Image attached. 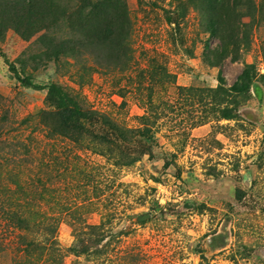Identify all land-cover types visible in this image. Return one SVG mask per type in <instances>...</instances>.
Wrapping results in <instances>:
<instances>
[{
    "label": "rangeland",
    "instance_id": "rangeland-1",
    "mask_svg": "<svg viewBox=\"0 0 264 264\" xmlns=\"http://www.w3.org/2000/svg\"><path fill=\"white\" fill-rule=\"evenodd\" d=\"M220 1L0 0V264H264V0Z\"/></svg>",
    "mask_w": 264,
    "mask_h": 264
},
{
    "label": "trees",
    "instance_id": "trees-1",
    "mask_svg": "<svg viewBox=\"0 0 264 264\" xmlns=\"http://www.w3.org/2000/svg\"><path fill=\"white\" fill-rule=\"evenodd\" d=\"M222 2L220 0H216V15L217 16V12L219 10V7H222ZM219 16L215 17L218 18ZM214 26L212 28V35L215 37H221V33L223 32L222 30V25L220 24V22H215L213 23ZM239 35H236V37L239 40ZM246 38V36H245ZM252 71H254V67L251 65L246 66V68L244 69L243 73L241 74V76L238 79V82L235 84V86L233 87V91L236 94L239 95H245L248 94L251 89L252 86L255 82V76L254 73H252ZM223 80V79H222ZM53 91H50V95L53 96ZM61 103V107H62V112L63 114L60 113V117L64 118L61 121V126L64 130H66L67 132H77V128L76 125H80L81 120L86 121L87 124L89 126L93 125L94 126V121H97L99 119H102L103 122H107L106 117H103L101 115H99L97 112L95 111H90V110H86V113L84 114V112H82L81 110H79L78 105L76 103H73L69 98L66 97L65 94L61 93V99H60ZM71 104V107H68V105ZM47 114V113H45ZM94 116H97L98 119L97 120H93ZM105 122V123H106ZM138 134L140 136H143L144 138H148L151 139L152 136L150 135L149 131H139Z\"/></svg>",
    "mask_w": 264,
    "mask_h": 264
}]
</instances>
